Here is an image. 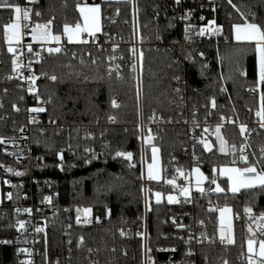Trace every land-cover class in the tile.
<instances>
[{
    "label": "trees",
    "instance_id": "obj_1",
    "mask_svg": "<svg viewBox=\"0 0 264 264\" xmlns=\"http://www.w3.org/2000/svg\"><path fill=\"white\" fill-rule=\"evenodd\" d=\"M98 1L102 6V33L108 43L101 47L83 42L68 44L61 53L48 54L37 64V70L48 75L40 82L39 92L47 101L49 98L52 100L47 103L44 116L57 121L56 125L41 124L31 129L35 152L32 170L41 187V195H51L57 210L39 243L41 261L43 264H56L61 259L60 264H90L95 254L98 264H143L142 239L136 229L145 206L141 130L137 125L142 119L144 135L151 134L154 137L152 144L160 149L163 169L159 181L147 179L149 247L154 251L159 244L172 242L171 234L175 230L165 221L170 214L183 210L191 211L199 220H204L209 232L217 236L218 216L208 207L209 202H216L230 206L241 222H234V244L213 240L200 245L198 264H206L205 257L207 264H223L225 260L228 264H244L242 258L248 253L246 240H264V231H256L244 209L251 207L254 212H264V190L257 188L232 194L220 178L224 193L207 192L195 195L189 201L181 197L179 203L173 204L165 200L157 204L151 196V191L173 192L166 179L177 169L191 168L196 164L188 149L185 126V119L192 109L197 110L195 117L198 120H217L221 115L235 113L241 120L248 121L252 131L247 134L242 135L235 125H226L221 130L229 146L238 147L248 140L256 151L250 161L255 162L260 157V147H264V129L252 123V112L259 106L260 93L264 91V85L257 87V53L254 43L237 44L233 38L232 25L244 23V17L228 0H220L218 20L228 42L192 44L183 53L178 45L182 31L175 0H135L140 50L143 53L138 101L137 69L133 68L135 62L129 54L134 40V3L131 0ZM8 2L18 5L22 1ZM232 3L248 16L250 22L264 24V0H232ZM78 4L79 0H36L34 10L41 13L42 21L54 17L53 31L63 34L64 24L73 25L80 21ZM14 13V9L0 8V103L3 105L0 107V136L3 137L12 136L26 118L23 110L16 112L13 109V104L23 108L25 100L21 99L24 92L13 76L12 56L4 33V26L14 18ZM252 13L256 15L255 20ZM157 35L163 39L158 40ZM112 43L120 45L122 58L117 71L109 76L111 61L108 56L112 53ZM92 60L96 63L93 64ZM242 71L247 75H241ZM117 73L122 79L117 78ZM51 75L58 79L52 81ZM173 77H180L179 82ZM178 85L186 94L189 112L177 102L180 93L175 91V87ZM222 87L226 92L221 91ZM251 88L257 90L249 91ZM115 96L119 98L118 108L112 106ZM213 97L217 104L215 109L211 107ZM154 113L155 120L152 119ZM110 116L115 120L110 121ZM150 121L159 126L152 130L148 127ZM214 141L211 152L201 144L195 147V153L202 161L199 165L208 178L214 173V168L225 160L229 161L230 157L221 153ZM91 145L95 147V157L84 151ZM61 148L65 149L62 167L57 158ZM148 148L145 144V157ZM68 150H74V154L67 153ZM117 151L133 153L135 167H129V162L123 158L113 159ZM28 164L18 163L3 151L0 144V165L3 166L0 174L18 177L6 171L10 166L23 172L21 177H25ZM257 167L259 169L260 165ZM76 206L91 207L95 214L103 217V224L93 227L75 224L73 210ZM64 221H68L71 227L63 229L61 222ZM15 225L12 208L0 207V241L23 242L24 237L18 234ZM250 226L252 232L249 231ZM121 228L124 235H121ZM81 236L85 244L78 247ZM89 248L93 250L91 253ZM17 250L18 244L0 243V264H17Z\"/></svg>",
    "mask_w": 264,
    "mask_h": 264
},
{
    "label": "built area",
    "instance_id": "obj_2",
    "mask_svg": "<svg viewBox=\"0 0 264 264\" xmlns=\"http://www.w3.org/2000/svg\"><path fill=\"white\" fill-rule=\"evenodd\" d=\"M22 2L18 4L22 10H29L30 18L28 20H24L23 18L20 21L21 24V33L22 37L19 43H14L13 47L17 49L15 58L18 60V63L21 65L18 72H14L13 76L18 81V86L24 92V100L25 104L23 108H20V111L23 110L26 118L25 122L21 123L14 131V134L9 137H5L6 140L9 138H14V140H10V142L6 144H1L3 151L7 154L15 153L16 155H10L13 157L18 163L28 162V170L25 177L18 176L16 178L2 175L0 174V207H11L13 213L16 217V230L19 235L24 237L23 242H13L12 240H1L2 241H10L11 243H7L10 245L18 244V249L26 248L31 253V256H28L26 253H19L18 250L16 252V260L17 264H20L21 261L26 259H30L32 264H43L41 261L42 253L39 247V243L43 235L47 232L50 223L53 221L54 215L57 214L56 208L53 206L52 196L49 194L41 195V187L38 185V180L33 173L31 161L35 157L34 152V144L31 140V129L35 125H45L50 124L49 119L44 116L42 112L39 114L36 113H29L27 109L32 107H44L47 110V103L46 99L42 97L39 92L40 82L46 78L48 75L45 76L43 73L37 70V64H39L49 53L47 48L49 47H61L62 50L67 48L68 44L65 40L57 43L56 41H50L49 43L45 44H35L31 40V28L35 26L36 23L45 24L47 21H42V15L37 16L36 11L34 10V2H29V0H21ZM221 1L220 0H181L180 4L175 2L177 8V16L181 22V38L178 42V45L181 46L183 53L185 52V48L192 44H214L217 45L219 43H227L228 37L224 34L223 25L218 20V13L221 8ZM93 3H100L98 0H79L80 4H93ZM101 4V3H100ZM213 9H215L213 11ZM192 10V15L188 21L181 19V17L185 16L186 13ZM200 17H204L203 20ZM215 21L214 25L209 26V21ZM79 23V21L77 22ZM190 23L193 25V29L190 32L191 39L186 40L184 36V29L186 24ZM209 26L211 28H215L217 26H222V30L219 33L215 32H208L205 35L201 36L198 35V31L201 27ZM52 34L55 35L56 33L53 31V23L50 26ZM133 32H134V40L132 47L129 51L130 56L133 58L135 62V66L137 69V81L138 87L140 89V96H141V79H140V70H141V59H140V41H139V29H138V22L136 16V5L134 1V23H133ZM83 43L90 44L92 47H101L108 43L105 34L102 32L99 34H95L94 36H90L88 33L83 35ZM32 45V51H28V45ZM133 49H135V54L133 53ZM111 51L112 53L108 56V59L111 61V70L112 72L117 71L119 68V62L122 58V53L120 52V45L117 43L111 44ZM39 53V55H37ZM13 60V54L10 53ZM13 65V64H12ZM30 65V66H29ZM35 75L39 77L36 80L34 85H31L30 82L26 79V77ZM34 87L37 90V93H29L28 88ZM181 89L178 85L175 89ZM258 91L260 89L258 88ZM183 97V100H181ZM116 102H119V98L115 96L113 98ZM177 102L180 107L183 109H187L186 112H189V107H187V97L182 89L180 91V95L177 98ZM18 107V106H17ZM260 104L257 108H255L252 112L253 117V125L259 126V118L256 116V112L259 110ZM19 111V112H20ZM194 113H197L196 109L191 110V114H189L185 119V126L188 131V149L191 153V157L196 160V164L199 165L202 161L199 159L197 153H195L196 145H203L200 141H207L212 140L216 136V127L218 124H222V128L226 125H235L239 128L240 124L247 125V133L252 131V128L249 127L250 123L248 121L241 120L237 114L232 113L230 115H221L217 120H198ZM35 116L38 123L32 124L29 123V120ZM221 117H224L221 120ZM229 121H235V123H231ZM199 124V127L196 124ZM141 130V141H142V154L144 159V146H145V135H144V124L142 119L140 120L139 124H137ZM159 124L150 121L148 123V127L154 130L158 127ZM23 128V132L20 129ZM221 128V129H222ZM26 137V138H25ZM244 146V154L251 159L253 153H255V149H253L248 140H246L242 145L236 147L235 154L238 156L239 160L241 161L243 167L246 166L245 162L240 159L241 152L240 148ZM95 151L94 145L89 147ZM264 149L263 146L260 147V150ZM63 150V155L65 158V149L61 148L57 152V158L59 162L62 164L59 159L58 153ZM67 153L74 154V150H68ZM40 157V156H39ZM193 165V166H194ZM200 166V165H199ZM192 168V167H191ZM191 168H183L180 169L184 175H181L180 172H175L168 180L175 179V184H168L167 185L173 190V192H179L184 187H189L191 191L190 199H193L195 195H201L199 191H197L196 187L193 183V175ZM216 178V182L220 181V176L217 173H213L210 178L207 179L205 186L204 193L212 192V189H215V184L211 183L212 178ZM8 180L10 183L5 184L4 181ZM11 185H16L17 187H12ZM143 190L145 195V206H144V215L140 220L138 225L137 233H143L141 237L142 239V247H143V264H198L199 258V247L205 242L210 241H219V234L217 236H213L207 227V224L204 220H199L193 212L189 211H180L176 213L170 214L169 218L165 221L168 224H171L174 228V233L171 234V238L173 239L171 243H163L159 244L155 250L153 251L149 245V220H148V210L149 205L146 203L148 202V192H147V178L145 173L143 174ZM12 192L13 198L12 200L7 199V193ZM45 197H51V203H48L45 200ZM183 196L178 197L180 199ZM209 208L217 209L215 211L217 216L219 215V209L224 207L223 204L216 203V202H209ZM30 208L32 212L26 213L23 209ZM16 209H20L21 211L17 214ZM77 209H79V215L81 217V223H76L77 217ZM85 209H91L89 213H85ZM75 214L74 222L75 224L81 227H93L103 224L104 219L103 217L98 216L94 213L91 207L87 206H76L73 210ZM264 213V212H261ZM261 213H257L253 211L254 217H259ZM97 218H99V222H97ZM18 220L25 221V228L23 230H18L17 222ZM85 220L89 221L85 223ZM175 221V222H173ZM203 221V224L200 222ZM239 221L241 222V218L238 216H234V222ZM253 222V220L251 219ZM254 223L256 231H264V227H259V225H264V221L256 220ZM70 223L68 221L61 222V227L63 229H68ZM183 225V227H181ZM37 228H42L43 231L37 232ZM124 231L123 228L120 231ZM201 233L205 235L202 237ZM218 233V232H217ZM192 237L191 242L189 243V237ZM191 248V250L195 253L193 256H186L185 253ZM148 249H151L149 252ZM175 249V251H172ZM249 254L247 253L242 259L244 264H247V258ZM151 257V260H149ZM253 259H257V257H253ZM59 262L61 259H58ZM91 261H96V255L92 256Z\"/></svg>",
    "mask_w": 264,
    "mask_h": 264
},
{
    "label": "snow or ice",
    "instance_id": "obj_3",
    "mask_svg": "<svg viewBox=\"0 0 264 264\" xmlns=\"http://www.w3.org/2000/svg\"><path fill=\"white\" fill-rule=\"evenodd\" d=\"M29 2H36V0H29ZM117 2H121V0H117ZM124 2H127V0H124ZM175 2L177 4H180L181 0H175ZM228 3L237 11L240 12L241 16L244 17V23H237L232 25V29H233V37L234 40L237 42V44H243V43H247V44H253L255 45V50L257 53V62H256V76H257V87H260L262 85H264V24L261 23H256V22H250L248 19V16H246L243 12H241V9L236 5L232 3V0H228ZM0 8H7V9H14L15 11V20L10 23V24H6L4 26V33H5V38L6 41L8 43V51L10 53L13 54V60H12V64H13V71L14 72H18V70L20 69L21 65L18 63V60L15 58L17 49L15 47H13V43H19L22 37V33H21V24L20 21L23 18L24 20H28L30 18V12L29 10H22L20 8L19 5H13L11 3L8 2V0H0ZM77 8L79 9L80 15L82 17L83 23H77L75 24V26H72L70 24H64V28H63V32L65 35H67L69 42H72L73 40H76L79 38L80 34L83 32H87L90 36H94L95 33L101 31V27H100V12H101V8L99 4L96 5H92V6H81V5H77ZM215 9H213L214 11ZM117 14H119V9H117ZM37 16H40L41 13L40 12H36ZM158 15V13H157ZM192 15V10H189L185 16L181 17V19L188 21L190 19ZM252 19L255 20L256 19V15L255 13H252ZM54 19V17H53ZM53 19H50L47 21V23L45 24H40V23H36L34 27L31 28V34H32V39L33 41H40V42H47V41H56L57 43H59L61 37L59 35H53L52 31H51V25L53 23ZM201 20L204 19V17H200ZM215 21H209L208 25H214ZM206 26V27H201L198 31V35H205L208 32H215V33H219L222 30V26H217L214 29ZM193 25H191L190 23L186 24L185 29H184V36L186 40H190L191 36H190V32L193 29ZM157 39L158 40H162L163 37L160 35H157ZM83 42V41H81ZM28 51L31 52L32 51V45L29 44L28 46ZM47 51L49 54H59L62 52V48L61 47H49L47 48ZM167 51V49H166ZM133 53L135 54V49H133ZM37 55H39V53H37ZM201 56H203V53H200ZM140 59H141V70L143 68V53H140ZM81 64L84 63L83 58H81ZM92 63L95 64L96 61L92 60ZM174 63H179V61H174ZM30 66V65H29ZM135 65H133V68L135 69ZM43 75L47 76V73H43ZM108 75L111 76L112 75V70L109 69L108 71ZM241 75L246 76L247 72L246 71H242ZM10 79L12 77H9ZM52 81H56L58 79V77L56 75H51L49 77ZM117 78L118 79H122V77H120L119 73H117ZM26 79L30 82L31 85H34L36 80L39 79V77L35 76L34 74L31 76L26 77ZM174 80H176L177 82H179L180 77H173ZM257 89L256 88H251L249 89V91H253L255 92ZM175 91L179 94L181 89L177 88L175 89ZM194 91H198V89H194ZM222 92H226V88H221ZM28 92L29 93H37V90L34 87H29L28 88ZM38 95V93H37ZM21 99H23V97H21ZM140 99V89L139 87L137 88V100L139 101ZM181 100H183V97H181ZM52 100L51 98H49L48 101H46V103H51ZM2 103H0V107H2ZM112 106L115 108L119 107V104H117V102L113 99L112 100ZM207 107V106H205ZM211 107L213 109H215L217 107L216 104V99L215 97L211 98ZM13 109L16 112H19L20 109L19 107H17L15 104H13ZM27 111L29 113H42L46 111V108L44 107H32L27 109ZM211 113H209L210 115ZM195 115V113H194ZM256 116L259 118V126L261 129H264V91H261L260 93V108L259 110L256 112ZM153 120H155V113L153 114L152 117ZM162 119V117H161ZM224 117H221V120H223ZM110 121H114L115 117L110 116L109 117ZM169 123L171 122V120L168 121ZM231 123H235V121H229ZM29 123L35 124L38 123V121L36 120L35 116H33L30 120ZM49 123L52 125H56L57 121L56 119H53L50 117L49 119ZM197 127H199V124H196ZM222 124H218L216 127V138L220 143V151L221 152H226L229 151L231 152L233 155H235V151H236V146L235 145H231L228 146L226 148V140L224 139V137L221 135V128H222ZM239 129H240V133L243 135L247 132V125L246 124H240L239 125ZM21 132H23V128L20 129ZM149 132H151V130L149 129ZM90 135V134H89ZM26 138V137H25ZM87 138V137H86ZM145 142L148 143L149 145H151V151H152V162L149 163L147 165V179L152 181H159L161 179L160 176V170L157 167V160H158V153H159V148H157L155 145H152V141L154 139V137L150 134L147 137L144 138ZM10 140H14V138H9L6 140L5 137L0 136V144H6L8 142H10ZM204 148L211 152L212 151V145L208 142L205 141H200ZM69 149H71V144L68 145ZM84 151L86 153H90L93 154V156L95 157V153L93 149L90 148H85ZM240 152H241V156L240 159L243 160L246 164L245 167H225L222 168L220 170L221 175H225L228 177V184H229V191L232 194H237L240 193L241 190H253V189H261L264 190V149H261V155L260 157L257 158V160L255 162L250 161L249 157L247 155L244 154V146H241L240 148ZM10 155H16L15 153H9ZM252 155H255V153H253ZM59 159L61 160V162H63L64 160V155H63V150H61L58 153ZM116 158H123L124 160L129 162V167H135V164L132 163L133 161V153L131 152H125V151H117L115 153V156L113 157V159ZM142 161H143V157H142ZM88 163H90L91 161H87ZM235 163V161L233 162ZM257 165H260V168L258 169ZM63 165L61 164V167ZM0 167H3L2 165H0ZM7 172L12 173L15 176H22L24 175L23 172L21 171H17L11 167H7L6 168ZM193 171L195 173H197V180H196V189L197 191H199L201 194H203L205 192V189L203 187H201V183L202 180L207 179L206 177L203 176V173L200 172L199 168L193 169ZM213 171H215V169H213ZM177 172H180L181 175H184L183 172H181L180 169H177ZM117 179H119V177H117ZM168 184H175V179H171V180H167L166 181ZM5 184H9L10 182L8 180L4 181ZM211 183L216 184L215 189H212L211 191H214L215 193H224L225 189L222 188L219 184L216 183V178L213 177L211 180ZM12 187H17L16 185H11ZM143 190V189H142ZM181 195L185 198L186 201H189V198L191 197V191L189 187H184L181 190ZM155 197H156V203L159 204L161 202V193L160 192H156L155 193ZM13 198V193L12 192H8L7 193V199L8 200H12ZM45 200L48 201V203H51V197H45ZM168 203L169 204H173V203H179V199H177V197L169 195L167 197ZM146 203H149L146 201ZM21 210L20 209H16L17 214H19ZM24 212L26 213H31L32 209L30 208H26L23 209ZM79 209H77V217H76V223L80 224L81 223V217L79 215ZM91 211V209H85V213H89ZM209 211H217V209L214 208H210ZM220 212V220H221V229H220V233H219V239L220 242L222 244H234V237L232 235V230H231V225L229 224L227 228L224 227V220H225V213L230 212L231 209L230 208H222L218 210ZM245 213L248 214L249 218L253 220V222H255L256 220H260V221H264V213H261L259 217H254L253 216V210L251 207H246L244 209ZM108 214L109 217L111 215V209L108 210ZM89 221L85 220V223H88ZM97 222H99V218H97ZM175 222V221H173ZM201 224H203V221L200 222ZM17 227L18 230H23L25 228V221L23 220H18L17 222ZM69 227H71V225H69ZM181 227H183V225H181ZM259 227H264V225H259ZM37 232H41L43 231L42 228H37L36 229ZM249 231L252 232L251 226L249 227ZM121 235H124L123 231L121 230ZM138 235H143V233H138ZM205 234L201 233V236L203 237ZM192 237H189V243L191 242ZM0 243H11L10 241H2ZM257 243L256 240L249 238L247 241V249H248V253L249 256L247 258V264H264V240L259 241V249L257 250L254 245ZM85 244L84 241V237L81 236L78 240V247H83ZM69 245H71V240H69ZM93 250L91 248L88 249V252L91 253ZM98 251V249H97ZM113 251H115V249H113ZM148 251L150 252L151 249H148ZM172 251H175V249H172ZM19 253H26L28 256H31V253L28 251V249L26 248H21L18 249ZM69 252L71 253V248H69ZM125 255H127V253L125 252ZM186 256H193L195 255V253L191 250V248H189V250L185 253ZM253 257H257V259H253ZM71 259V255L69 256V260ZM149 260H151V257H149ZM205 261L207 264V257H205ZM20 264H32V261L30 259H26L24 261H21ZM56 264H60L59 260L56 261ZM90 264H98V262L96 261H90ZM152 264H154V261L152 262ZM194 264V262H193ZM223 264H228V261H224Z\"/></svg>",
    "mask_w": 264,
    "mask_h": 264
},
{
    "label": "rangeland",
    "instance_id": "obj_4",
    "mask_svg": "<svg viewBox=\"0 0 264 264\" xmlns=\"http://www.w3.org/2000/svg\"><path fill=\"white\" fill-rule=\"evenodd\" d=\"M131 1H133V3H134V1L135 0H131ZM9 24V23H8ZM221 135L224 137V135H223V133H222V130H221ZM215 139H216V144H217V148H218V150L220 151V143H219V141L217 140V138H216V136H215ZM224 139H225V137H224ZM226 140V139H225ZM226 142H227V140H226ZM145 144L147 145V147H149L148 148V155L145 157L144 156V159H143V161H142V171H143V174L145 173V175H146V178H147V165L149 164V163H151L152 162V159H151V157H152V151H151V145H149L148 143H146L145 142ZM153 145V144H152ZM156 146V145H155ZM229 146V144H228V142H227V144H226V148ZM157 148H159L158 146H156ZM221 152V151H220ZM221 153H223V154H226V155H229L230 157H229V161H223L217 168H214L215 169V171H214V173H217L218 174V176H220V178L221 179H223L224 181H225V183H226V185H227V187H228V189H229V184H228V177L227 176H225V175H221V173H220V170L222 169V168H225V167H243V165L244 164H242L241 162H240V160H239V158L237 157V155H233L231 152H229V151H226V152H221ZM158 155V160H157V167H158V169L160 170V176H161V178H162V174H163V169H162V157H161V152H160V149H159V153L157 154ZM235 161V163H233ZM8 167V166H7ZM10 167V166H9ZM196 168H199L200 169V172L201 173H203V176L204 177H206L207 179H208V177H207V175L204 173V171L202 170V168L199 166V165H194V166H192V168H191V171H192V175H193V183H194V186L196 187V180H197V173H195L194 171H193V169H196ZM207 179H204V180H202V183H201V187H204L205 186V183H206V181H207ZM168 180V178L166 179V181ZM217 184H219L222 188H223V184L222 183H220V181L219 182H216ZM215 187H216V184H215ZM156 192H158V191H151V196H152V199L154 200V201H156V197H155V193ZM161 193V192H160ZM169 195H172V196H175V197H177V199H178V197H180V196H182L181 195V190L179 191V192H169V193H161V201H167L168 202V200H167V197L169 196ZM225 207H227V208H230L231 209V211L230 212H227V213H225V220H224V227L225 228H227L228 227V225L230 224L231 225V230H232V235H233V228H234V214H233V210H232V208L230 207V206H224L223 208H225ZM218 222H219V224H218V234L220 233V229H221V220H220V213H219V215H218ZM249 239V238H248ZM248 239L246 240V250H247V252H248V249H247V241H248ZM255 240V239H254ZM259 241H261V240H259ZM254 247L256 248V249H259V242H258V244L256 243L255 245H254Z\"/></svg>",
    "mask_w": 264,
    "mask_h": 264
},
{
    "label": "crops",
    "instance_id": "obj_5",
    "mask_svg": "<svg viewBox=\"0 0 264 264\" xmlns=\"http://www.w3.org/2000/svg\"><path fill=\"white\" fill-rule=\"evenodd\" d=\"M96 4H99L100 5V8H101V12H100V27H101V31H99V32H97V33H95V34H99V33H101L102 32V6H101V4L100 3H93V4H86L87 6H92V5H96ZM81 6H85V4H80ZM79 10V9H78ZM80 13V12H79ZM15 20V13H14V18L10 21V23H12L13 21ZM9 23V24H10ZM79 23H83V20H82V17H81V15H80V21H79ZM77 24V23H76ZM72 26H75V24H73ZM85 33H87V32H83V33H81L80 34V36H79V38L78 39H76V40H73L72 42H69V40H68V37H67V35H65L64 34V32H63V34H55V35H59L60 37H61V39H60V41L59 42H61V41H63V40H65L67 43H69V44H77V43H80L81 41H83V35L85 34ZM234 38V37H233ZM31 40L33 41V39H32V34H31ZM35 44H45V43H49L50 41H47V42H40V41H33ZM15 43V42H14ZM13 43V44H14ZM8 44V43H7ZM214 140H216L215 138L214 139H212V140H207V141H205V142H208V143H210L211 145H212V148L214 147ZM241 162V161H240ZM234 232V231H233ZM260 240H263V239H260ZM258 242H259V240L257 241V244H258ZM258 250V249H257ZM249 254V253H248Z\"/></svg>",
    "mask_w": 264,
    "mask_h": 264
}]
</instances>
